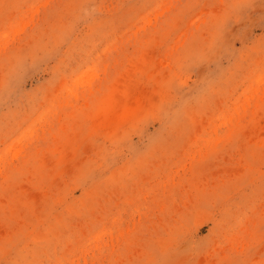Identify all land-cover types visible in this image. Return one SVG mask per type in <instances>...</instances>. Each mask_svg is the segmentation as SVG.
Segmentation results:
<instances>
[{
  "label": "rangeland",
  "instance_id": "rangeland-1",
  "mask_svg": "<svg viewBox=\"0 0 264 264\" xmlns=\"http://www.w3.org/2000/svg\"><path fill=\"white\" fill-rule=\"evenodd\" d=\"M0 264H264V0H0Z\"/></svg>",
  "mask_w": 264,
  "mask_h": 264
}]
</instances>
